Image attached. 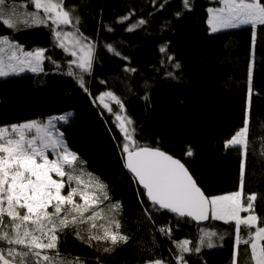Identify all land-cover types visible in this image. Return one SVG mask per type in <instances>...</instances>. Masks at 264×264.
<instances>
[{
  "label": "trees",
  "instance_id": "16d2710c",
  "mask_svg": "<svg viewBox=\"0 0 264 264\" xmlns=\"http://www.w3.org/2000/svg\"><path fill=\"white\" fill-rule=\"evenodd\" d=\"M22 3L8 0L9 6ZM219 5L217 0H190V9H184L182 0H65L64 8L74 9L79 23L64 28L94 45L91 70L83 73L70 64L75 59L72 51L58 46L51 22L31 27L22 23L15 31L0 23V35L11 36L24 51L45 49V56L51 57L40 71L0 78V126L71 113L61 130L69 149L83 162L77 163L74 174L80 175L82 169L84 183L95 184L89 171L107 185L111 203L121 205V231L130 237L127 244L105 253L106 242L89 246L76 237L75 229L67 228L60 234L62 257H79L84 264H145L157 258L177 264V244L189 240L194 247L203 228L224 239L213 237L220 246L186 253L188 264H232L234 222L211 219L207 225H196L148 202L124 166V135L116 121L120 105L112 104L109 111L97 100L106 92L120 98L135 129L133 138L180 159L210 197L240 188L241 149H226L225 141L243 127L251 67L253 95L242 199L246 204L247 196L257 193L255 214L264 218V25L211 32L208 10ZM130 12L134 14L129 20L118 22ZM177 12L182 15L177 17ZM139 19L147 23L126 31ZM163 45L166 53L160 51ZM167 56L174 59L168 61ZM176 62L179 69L173 67ZM70 68L77 75H68ZM80 74L84 87L78 82ZM189 147L192 156L186 155ZM108 204L104 201L100 206L105 215H110ZM86 227L81 226L85 239ZM161 228L171 232L165 234ZM245 247L240 246L238 264H250Z\"/></svg>",
  "mask_w": 264,
  "mask_h": 264
},
{
  "label": "snow or ice",
  "instance_id": "6c2138e0",
  "mask_svg": "<svg viewBox=\"0 0 264 264\" xmlns=\"http://www.w3.org/2000/svg\"><path fill=\"white\" fill-rule=\"evenodd\" d=\"M152 2L155 3L156 0ZM217 2L222 4V7L208 10L211 13L208 24L212 32L241 25H250L255 30L258 25H264V3L261 0ZM64 3L65 0H24V3L17 7L16 4L9 6L8 0H0V23L9 31H15L19 30L22 23L31 27L48 26L51 22L54 37L59 41L58 46L67 50L62 36L67 38L70 35L75 36V33H62L56 31V28L60 25L75 27L79 23V17L73 15L74 9H65ZM182 6L184 9H190V0H182ZM160 7H164V4ZM21 9L25 10L23 20L20 17ZM133 14L130 12L120 17L118 22L129 20ZM175 15L179 17L182 12ZM146 23L145 19H139L126 31H133ZM255 39L256 33L253 31V43ZM75 43H81L80 36L76 37ZM107 47L116 55H120L112 45ZM93 50L94 45H83L80 51L84 55L70 61V64L76 65L81 73L89 72ZM166 50L167 45L161 46L162 53H166ZM45 52V49L24 51L23 46L11 36L0 35V77L19 74L26 69L32 72L41 70L43 61L51 60V57L45 56ZM72 55L77 56V53L73 51ZM173 59L172 56H167L168 61ZM173 67L179 69V62ZM125 70L135 71L127 68ZM68 75L77 74L70 68ZM167 75L174 76L172 72ZM248 81V104L243 127L225 141L226 149H241L240 190L224 195H205L179 159L161 150L159 146L140 145L133 138L135 129L130 130L128 127L132 124L131 119L117 116L124 135L122 151L126 154L125 167L143 186L145 195L156 210H168L178 217H190L197 222L208 220L210 215L214 220L234 222L232 264H238L241 244L246 246L245 250L250 254V264H264V226H260L264 224V218L255 214L258 194H249L246 205L242 202L253 95L251 67ZM78 82L81 87L85 86L82 74L78 75ZM105 96L110 97L123 109L120 98L112 92L101 94L98 98L101 103H104ZM104 107L112 111L109 104L104 103ZM70 115L71 113H67L51 117L47 121L33 120L0 126V264H84L79 257H62L58 250L60 234L67 228L75 229L76 237L89 246H92L94 241L106 242L109 247L103 249L105 253L114 251L115 247L127 244L130 240V237L121 231V222L118 219L120 203H111L107 185L99 178H92L91 173H88V176L95 180V184H85L81 179L84 174L82 169L80 175L74 174L77 163L83 162L63 143L62 134H54L53 121H66ZM50 153H55V158L49 159ZM186 155H193L190 147ZM261 155H264V152ZM66 168L69 171H66ZM53 174L58 179H53ZM74 181L75 187L72 186ZM66 187L69 191L65 195L62 192ZM104 201H109L107 207L110 215H105L104 209L100 207ZM242 211L248 215L242 217ZM82 225L87 226V239L81 235ZM242 226L247 232L246 239L240 235ZM160 231L168 234L171 229L161 228ZM213 237H218L220 241L224 239L223 235L214 230L201 228L194 247L191 246L192 241H180L177 244L179 252L174 257L177 264H188L186 253H200L204 247L220 246L213 241ZM145 264H166V261L157 258L146 261Z\"/></svg>",
  "mask_w": 264,
  "mask_h": 264
},
{
  "label": "rangeland",
  "instance_id": "374dc122",
  "mask_svg": "<svg viewBox=\"0 0 264 264\" xmlns=\"http://www.w3.org/2000/svg\"><path fill=\"white\" fill-rule=\"evenodd\" d=\"M219 7H222V4H220L219 6H215V7H210L209 9H216V8H219ZM209 12V11H208ZM20 17H21V20H23V16H24V12H20ZM210 16H211V13L209 12V18H210ZM209 18H208V20H209ZM241 26H246V25H241ZM240 26V27H241ZM209 27H210V25H209ZM227 29H229V28H227ZM211 30V29H210ZM221 30H224V29H221ZM221 30H219V31H221ZM59 31L60 32H62V33H72L71 31H69V30H67V29H65L64 28V25H60L59 26ZM212 32V31H211ZM76 35L75 36H72V35H70V36H68L67 38H64L63 36H62V39H64V43L66 44V46H67V48H68V50H71L72 52L73 51H75L76 53H77V56H75V59H77V57L78 56H81V55H84V53L83 52H81L80 51V49H81V47L83 46V45H87V44H90V43H87V42H85V41H83L82 39H81V43L80 44H76L75 43V40H76ZM41 69H42V65H41ZM40 71V70H39ZM25 72H32V71H30V70H28V69H26L24 72H20L19 74H21V73H25ZM15 75H17V74H15ZM1 78V77H0ZM107 93V92H106ZM101 96V95H100ZM99 96V97H100ZM98 97V98H99ZM98 100V102L102 105V106H104V103H107V104H109V107H111L112 106V104H114L115 102L114 101H112V99L110 98V97H107V96H105L104 97V103H101V101H100V99H97ZM116 104V103H115ZM118 112H117V114H116V118H117V116L119 115V116H121V117H127L128 118V116L125 114V112H124V110L123 109H121V107L119 106L118 108ZM65 115V114H64ZM60 116H62V115H60ZM57 117H59V116H57ZM71 117V115L67 118V120L66 121H59V120H55V121H53V123L55 124V129H54V134L55 135H59V134H62V139H63V143L67 146V144H66V141H65V139H64V134H63V132H62V130H61V127L62 126H64V124L68 121V119ZM51 118V117H50ZM49 118H46V119H44V120H36V121H47ZM30 121H32V120H30ZM117 122H118V124H120V121H118V120H116ZM25 122H29V121H25ZM25 122H22V123H25ZM19 124H21V123H19ZM14 125V124H13ZM8 126H11V125H8ZM129 127V129L131 130V125L130 126H128ZM240 129V128H239ZM238 129V130H239ZM237 130V131H238ZM67 148L69 149V147L67 146ZM70 150V149H69ZM71 152H73L72 150H70ZM74 153V152H73ZM76 154V153H75ZM77 155V154H76ZM53 158H55V153H50L49 154V159H53ZM66 171H67V168L65 169ZM88 173H91V172H89L88 171ZM91 176H92V178H98L96 175H94L93 173H91ZM53 179H58V177H56L55 176V174H53ZM100 180V179H99ZM101 181V180H100ZM101 182H103V181H101ZM104 183V182H103ZM105 184V183H104ZM239 190H240V188H239ZM67 191H69V189L66 187L64 190H63V192H62V194H67ZM238 191V190H237ZM225 194H227V193H225ZM218 195H224V194H218ZM213 196H217V195H213ZM211 197V196H210ZM78 202H80L79 200H78ZM242 202H243V199H242ZM244 203V202H243ZM245 204V203H244ZM246 205V204H245ZM104 212H105V210H104ZM246 215H248V213L247 212H241V216L242 217H244V216H246ZM212 219V218H211ZM254 230V229H253ZM240 235H241V237H243V238H247V232H246V230L244 229V227L242 226L241 227V232H240Z\"/></svg>",
  "mask_w": 264,
  "mask_h": 264
},
{
  "label": "water",
  "instance_id": "95a60500",
  "mask_svg": "<svg viewBox=\"0 0 264 264\" xmlns=\"http://www.w3.org/2000/svg\"><path fill=\"white\" fill-rule=\"evenodd\" d=\"M176 158V157H174ZM178 159V158H176ZM123 160H124V164H125V160H126V154H124V157H123ZM180 160V159H179ZM181 161V160H180ZM182 162V161H181ZM183 163V162H182ZM184 164V163H183ZM185 165V164H184ZM186 167V166H185ZM187 168V167H186ZM127 169V168H126ZM127 171L134 177V174H132L128 169ZM190 172V171H189ZM191 173V172H190ZM193 176V175H192ZM194 178V177H193ZM195 179V178H194ZM138 185L143 189V186L139 184L138 180H136ZM199 186V185H198ZM144 190V189H143ZM144 193H145V190H144ZM206 195V194H205ZM146 196V195H145ZM147 198V196H146ZM148 199V198H147ZM149 201V199H148ZM149 203L151 204V202L149 201ZM175 214V213H174ZM186 218H190V217H186ZM191 219V218H190ZM192 220V219H191ZM194 221V220H193ZM211 221V215L209 216V219L208 220H205V221H200V222H197V221H194V223L196 225H207L209 222Z\"/></svg>",
  "mask_w": 264,
  "mask_h": 264
},
{
  "label": "bare ground",
  "instance_id": "6f19581e",
  "mask_svg": "<svg viewBox=\"0 0 264 264\" xmlns=\"http://www.w3.org/2000/svg\"><path fill=\"white\" fill-rule=\"evenodd\" d=\"M52 117H57V116H52ZM124 166H125V164H124ZM125 169H126V167H125ZM127 170V169H126ZM132 176V175H131ZM133 177V176H132ZM134 178V177H133ZM135 179V178H134ZM135 181H136V179H135ZM137 182V181H136ZM138 184V183H137ZM139 186V185H138ZM140 187V186H139ZM141 188V187H140ZM145 194V193H144ZM146 197V196H145ZM148 200V199H147ZM149 202V201H148Z\"/></svg>",
  "mask_w": 264,
  "mask_h": 264
}]
</instances>
